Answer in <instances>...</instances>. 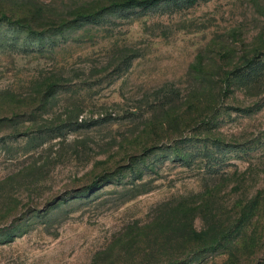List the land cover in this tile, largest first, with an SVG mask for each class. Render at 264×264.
<instances>
[{"label":"rangeland","instance_id":"1","mask_svg":"<svg viewBox=\"0 0 264 264\" xmlns=\"http://www.w3.org/2000/svg\"><path fill=\"white\" fill-rule=\"evenodd\" d=\"M114 1L0 0V264H264V0Z\"/></svg>","mask_w":264,"mask_h":264},{"label":"trees","instance_id":"2","mask_svg":"<svg viewBox=\"0 0 264 264\" xmlns=\"http://www.w3.org/2000/svg\"><path fill=\"white\" fill-rule=\"evenodd\" d=\"M20 2H15V3H13L12 2V4H10V5H12V6H10V7H7V9H4L5 10V14H8V16L9 17H13V16H17L18 14H22V13H25V12H28V13H31V15L32 14H34L35 16L37 15V14H40L41 13V9H40V5H37V7L36 8H31L28 4H27V0L26 1H24V0H19ZM130 2V1H140V2H145V1H148V0H122V1H114L113 2V4L114 5H116V4H119V2L120 3H124V2ZM29 10V11H28ZM99 12V10L98 9H96V10H89V11H87V12H78L77 14L79 15V16H82V17H85V18H87V17H92L93 16V14H96V13H98ZM42 14V13H41ZM19 16V15H18ZM263 45H259V46H251L250 47V49H249V51H248V53L250 54V56L249 57H246V59H245V61L247 62V64H249V65H252V64H254L256 61H257V58H259L260 57V54H262L263 53ZM259 56V57H258ZM56 83H55V81H50V82H47V83H45V85H43V88L44 89H48V88H50V87H52V86H54ZM196 91H194V94L192 95L193 96V98H194V100L196 99L198 102H201L202 101V103L203 102H205L204 101V99H205V92L203 93V88H202V86L200 85L198 88L196 87ZM6 95H8V96H10V94H6ZM37 95L38 94H35V95H29V96H27V97H23V96H17V97H15L13 94H11V96H14L15 98V100L13 101V102H15V103H18V106L19 107H17V108H22V105H27V104H29V102L31 103V102H35L34 100L36 99V97H37ZM40 97V96H39ZM202 98V99H201ZM201 100V101H200ZM206 103V102H205ZM192 106V105H191ZM190 106V107H191ZM196 107H198V105H196ZM16 108V107H15ZM14 108V109H15ZM167 110V109H166ZM193 111H195V113H198V111L197 110H195V108H194V110ZM3 118H6V117H4V116H0V122H2L4 119ZM200 233V232H199ZM229 234H232V232L231 231H229V230H226L222 235H221V237L222 238H219V239H217V240H215V242H214V246H220L221 245V241H224V240H226V239H228V238H226ZM247 235V230L245 229V227L241 230V231H237V236H236V238L235 239H237V238H239V237H241L240 239H242L240 242L243 244V241H244V239H246V236ZM235 239H231V241H234ZM263 240V239H262ZM261 240V242H260V244H259V246H258V248L255 250L254 249V251L253 252H251V253H249V255H252V254H254L255 253V251L256 252H259L260 253V250H263V247H264V244H263V241ZM229 242H230V240H229ZM254 247V246H253ZM225 252H226V256H227V262H225V263H227V264H248L251 260H249L248 261V259H247V261L246 260H244V258H240V259H234L235 258V256H236V248L237 247H235V245H234V242H233V244L230 242V244H227L226 246H225ZM258 259V256H257V258H254V260L256 261ZM257 263V262H256ZM168 264H171V263H169L168 262ZM249 264H251V263H249Z\"/></svg>","mask_w":264,"mask_h":264}]
</instances>
